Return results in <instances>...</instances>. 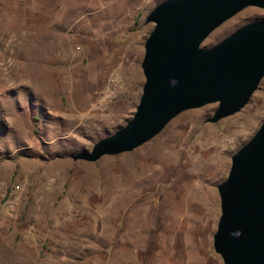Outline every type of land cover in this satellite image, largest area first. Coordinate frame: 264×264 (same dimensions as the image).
I'll return each mask as SVG.
<instances>
[{"label": "rangeland", "instance_id": "rangeland-1", "mask_svg": "<svg viewBox=\"0 0 264 264\" xmlns=\"http://www.w3.org/2000/svg\"><path fill=\"white\" fill-rule=\"evenodd\" d=\"M161 1L0 0V264H224L217 185L264 120V77L216 122L207 103L130 151L73 159L133 116ZM257 19L247 6L201 46Z\"/></svg>", "mask_w": 264, "mask_h": 264}, {"label": "water", "instance_id": "water-1", "mask_svg": "<svg viewBox=\"0 0 264 264\" xmlns=\"http://www.w3.org/2000/svg\"><path fill=\"white\" fill-rule=\"evenodd\" d=\"M247 6L264 0H162L146 15L142 93L133 116L73 159L95 161L151 139L181 111L218 105L210 122L239 111L264 77V19L247 22L209 47L204 39ZM220 216L213 248L224 264H264V120L231 156L217 185Z\"/></svg>", "mask_w": 264, "mask_h": 264}, {"label": "bare ground", "instance_id": "bare-ground-1", "mask_svg": "<svg viewBox=\"0 0 264 264\" xmlns=\"http://www.w3.org/2000/svg\"><path fill=\"white\" fill-rule=\"evenodd\" d=\"M222 161V160H221ZM225 164V162L224 163H222L221 164V169H222V167H223V165ZM220 165V164H219ZM206 167V166H205ZM215 171V170H214ZM200 198H204L205 196L207 197V198H210L211 197V194L210 193H208L207 192V194H206V192L205 193H202V192H198V194H197ZM215 200V199H214Z\"/></svg>", "mask_w": 264, "mask_h": 264}]
</instances>
